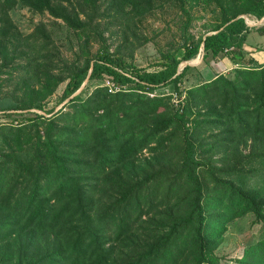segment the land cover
<instances>
[{"label":"trees","instance_id":"trees-1","mask_svg":"<svg viewBox=\"0 0 264 264\" xmlns=\"http://www.w3.org/2000/svg\"><path fill=\"white\" fill-rule=\"evenodd\" d=\"M193 1L0 0V95L14 86L0 105V264H222L228 224L250 214L262 233L236 261L264 264V62L245 39L264 21L238 16L260 18L264 0ZM197 2L215 12L198 35ZM165 6L182 12L178 44L137 66L142 21ZM18 7L58 23L74 57L43 18L23 33ZM202 43L203 59L237 65L181 90Z\"/></svg>","mask_w":264,"mask_h":264},{"label":"rangeland","instance_id":"rangeland-1","mask_svg":"<svg viewBox=\"0 0 264 264\" xmlns=\"http://www.w3.org/2000/svg\"><path fill=\"white\" fill-rule=\"evenodd\" d=\"M190 3H194V1L188 0V5H190ZM211 7L212 5L204 6L200 2L190 6L189 9H191L194 15L191 31L196 35H198L202 30L206 29V26L209 27L215 21V12L211 10ZM244 15L247 16L246 20L248 21L257 20V18L253 15L243 13V16ZM13 18L23 33L29 32L40 18L48 21L51 25L49 29H51L52 35L56 42L60 45L62 52L69 59L74 57V49H76L75 41L67 40L63 32L64 29H61V26L58 23L52 22L48 18L47 14L41 15L38 12H32L26 7H18L14 10ZM182 18V12L177 11V9L173 6H165L164 9H155L151 14H148L143 19L141 26L143 31L150 37V39L136 48L133 58L134 64L137 66L148 67L158 59L160 55V49L165 48L169 44L177 45L180 39L177 32L178 23ZM245 39L249 43L251 42L256 46L262 47L258 50H262L264 52V34L260 35V33L255 32L253 29H248ZM246 47L250 46L246 45ZM95 48L96 44H93L91 49L94 50ZM111 48H113V45ZM195 57L197 58V62L193 64L195 65L194 67L188 69L187 75L181 81V90L186 89L185 86L192 84L193 82L205 81L220 71V65L222 62L218 63V59L223 57L221 54L215 57L208 55L205 59H203V57L201 58L199 54L194 56L193 59ZM259 59H261V57H258L257 61H261ZM235 65L237 64H232L229 62L228 69L221 71L227 72ZM224 67H226V65ZM62 85L63 84H60V87ZM13 87V85L7 83L4 84L2 95H0V105H2L3 101L8 99V94H11L10 91L13 89ZM166 87V85L161 86V88H164L165 92L169 93V90ZM58 91H60V89ZM182 94L184 95V93ZM57 95V92L53 93L46 101L45 107L55 105ZM65 100L62 103L57 104L55 109L59 108L65 102ZM32 110L37 111V109L34 108H32ZM38 111L41 112L40 110ZM144 153L147 154L146 151H144ZM261 226L262 224L252 221L251 214L249 216L237 218L235 222L229 223L226 231L224 232L223 240L215 249V252L220 256V261L222 264H237L236 258L242 254L246 243L249 240L255 239L261 235Z\"/></svg>","mask_w":264,"mask_h":264},{"label":"water","instance_id":"water-1","mask_svg":"<svg viewBox=\"0 0 264 264\" xmlns=\"http://www.w3.org/2000/svg\"><path fill=\"white\" fill-rule=\"evenodd\" d=\"M243 16V14H239L238 16ZM237 16V17H238ZM244 17H245V20H246V18H247V16H245L244 15ZM262 21H264V15L263 16H261L258 20H257V22H254V21H248V20H246V22L247 23H249L250 25H252V24H260ZM229 21H227L226 23H228ZM225 23V24H226ZM224 24V25H225ZM223 25V26H224ZM222 26V27H223ZM210 32H214V31H209V32H207L206 34H208V33H210ZM200 55V57L202 58L203 57V54H204V47H203V43L201 44V46H200V48H199V51L197 52V54L196 55ZM197 58H198V56H197ZM197 58L195 57L194 59L193 58H191V59H187V60H183L181 63H180V65H179V68L180 69H182L183 68V66L184 65H186V64H194V63H196L197 62ZM91 69H92V67H90L89 68V71H88V73H87V76L85 77V79L83 80V82L80 84V86L69 96V97H67L66 98V100H68L70 97H72L73 95H75L76 93H78L82 88H83V86L85 85V83H86V81H87V79H88V76H89V74H90V71H91ZM65 100V101H66Z\"/></svg>","mask_w":264,"mask_h":264},{"label":"crops","instance_id":"crops-1","mask_svg":"<svg viewBox=\"0 0 264 264\" xmlns=\"http://www.w3.org/2000/svg\"><path fill=\"white\" fill-rule=\"evenodd\" d=\"M251 54H252V56L254 55L256 58L261 57V59H259L261 61H258V62H264V52L262 50H256V51L252 52ZM222 56L223 57H220L218 59V63L222 62V64L220 65L221 68L220 67L219 68L221 70H226L229 67L228 63L230 62L233 64V62L230 60V58L228 56H226V55H222ZM225 65H226V67H224Z\"/></svg>","mask_w":264,"mask_h":264},{"label":"built area","instance_id":"built-area-1","mask_svg":"<svg viewBox=\"0 0 264 264\" xmlns=\"http://www.w3.org/2000/svg\"><path fill=\"white\" fill-rule=\"evenodd\" d=\"M106 83H108L111 87H113V82H110L107 80ZM113 89H118V87L115 86V88H113ZM169 93H170V91H169ZM151 94H153V93H151ZM182 98H183V94L178 95L175 91L172 92V100L174 101L175 104H178L179 101H182Z\"/></svg>","mask_w":264,"mask_h":264},{"label":"clouds","instance_id":"clouds-1","mask_svg":"<svg viewBox=\"0 0 264 264\" xmlns=\"http://www.w3.org/2000/svg\"><path fill=\"white\" fill-rule=\"evenodd\" d=\"M259 18H257V20H258ZM257 20L256 21H254V22H257ZM263 22V21H262ZM262 22L260 23V24H262ZM249 26H250V24L249 23H247ZM260 24H252V25H254V26H258V25H260Z\"/></svg>","mask_w":264,"mask_h":264},{"label":"bare ground","instance_id":"bare-ground-1","mask_svg":"<svg viewBox=\"0 0 264 264\" xmlns=\"http://www.w3.org/2000/svg\"><path fill=\"white\" fill-rule=\"evenodd\" d=\"M251 21H253V20H251Z\"/></svg>","mask_w":264,"mask_h":264}]
</instances>
